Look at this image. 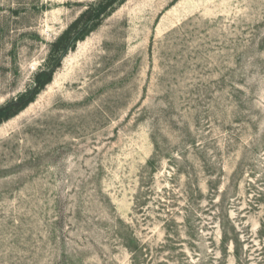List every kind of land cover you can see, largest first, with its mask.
Segmentation results:
<instances>
[{
	"label": "rangeland",
	"instance_id": "rangeland-1",
	"mask_svg": "<svg viewBox=\"0 0 264 264\" xmlns=\"http://www.w3.org/2000/svg\"><path fill=\"white\" fill-rule=\"evenodd\" d=\"M0 0V264H264V0ZM44 77L42 76L41 79Z\"/></svg>",
	"mask_w": 264,
	"mask_h": 264
},
{
	"label": "trees",
	"instance_id": "trees-1",
	"mask_svg": "<svg viewBox=\"0 0 264 264\" xmlns=\"http://www.w3.org/2000/svg\"><path fill=\"white\" fill-rule=\"evenodd\" d=\"M121 0H104L97 7L89 6L57 39L53 44L55 51L60 52V57L64 56L74 47L77 41L82 40L91 30L98 26L100 20L108 13L113 6ZM55 67L48 68L40 72L35 78V86L28 93L21 95L16 100L0 107V124L13 118L30 103H32L37 94L51 82ZM44 77L41 79V77Z\"/></svg>",
	"mask_w": 264,
	"mask_h": 264
}]
</instances>
